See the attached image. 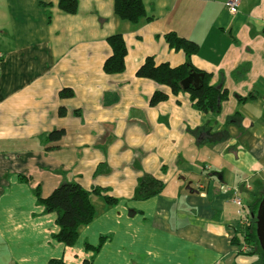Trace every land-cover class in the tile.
<instances>
[{
	"label": "crops",
	"instance_id": "crops-1",
	"mask_svg": "<svg viewBox=\"0 0 264 264\" xmlns=\"http://www.w3.org/2000/svg\"><path fill=\"white\" fill-rule=\"evenodd\" d=\"M77 1L69 14L59 0H0V259L83 264L93 256L85 244L104 236L93 264H259L247 234L237 248L232 240L264 193V0H241L237 15L230 0H143L137 24L117 17L115 0ZM168 32L199 44L192 65L227 93L219 113L198 111L188 93L150 104L158 85L137 77L143 61L186 62ZM115 34L127 69L108 75ZM147 176L164 187L141 200ZM68 182L118 199L91 196L95 219L72 248L53 239L57 215L34 193ZM254 185L258 196L244 198Z\"/></svg>",
	"mask_w": 264,
	"mask_h": 264
},
{
	"label": "trees",
	"instance_id": "trees-1",
	"mask_svg": "<svg viewBox=\"0 0 264 264\" xmlns=\"http://www.w3.org/2000/svg\"><path fill=\"white\" fill-rule=\"evenodd\" d=\"M59 8L69 14H75L78 11L77 0H59ZM115 13L119 19L125 20L132 24H137L147 16L143 0H115ZM167 45L176 51L184 53L186 62L180 66L174 67L167 62H158L156 57L149 56L139 66L137 77L155 82L158 89L151 97V105L158 106L170 100L171 96H177L180 93H188L190 101L195 109L202 112L211 111L219 113L221 103L227 98V93L218 90V86H211L210 82L213 77L212 73L203 72L195 68L191 63V58L199 51V44L180 36L177 32H168L164 35ZM108 44L112 54L106 59L103 65V71L108 75H117L125 73L127 69L126 58L128 55V46L122 34L110 36ZM192 72L204 74L203 85L199 89L192 86L187 90L183 89L182 82ZM62 97H73L74 93L70 89H63L60 92ZM240 102L247 99H240ZM66 114L65 109H60V115ZM240 116L239 113H237ZM64 130L52 132L49 137L52 142H57L63 138ZM51 148H54L52 146ZM23 179V178H22ZM164 184L153 178H147L141 181L138 196L141 200H148L159 195L163 190ZM38 203L45 207L47 213H56V223L59 232L53 235V239L63 243L67 247H74L79 238L80 228L92 223L96 216V210L91 201L92 195L100 196L109 206L118 203V199L110 195L106 188L95 187L91 191L84 189L80 184L68 182L60 185L47 198H43L39 189L34 191ZM264 197V196H263ZM257 202L250 208L251 213L246 225L236 228L234 233H238L232 240L234 247L241 244L244 234H247L251 253L260 256V263L264 264V252L260 247L256 233V218L259 203ZM108 237L102 236L97 246L85 244V249L91 252L93 256L85 260L83 264H93L95 257L102 250ZM50 264H64L63 260H52Z\"/></svg>",
	"mask_w": 264,
	"mask_h": 264
},
{
	"label": "water",
	"instance_id": "water-1",
	"mask_svg": "<svg viewBox=\"0 0 264 264\" xmlns=\"http://www.w3.org/2000/svg\"><path fill=\"white\" fill-rule=\"evenodd\" d=\"M204 74L192 72L190 75L182 82L184 90H187L191 86L194 89H199L203 85ZM221 90V87H218ZM256 218V233L259 240L260 246L264 252V197L259 203L257 214L253 216Z\"/></svg>",
	"mask_w": 264,
	"mask_h": 264
},
{
	"label": "rangeland",
	"instance_id": "rangeland-1",
	"mask_svg": "<svg viewBox=\"0 0 264 264\" xmlns=\"http://www.w3.org/2000/svg\"><path fill=\"white\" fill-rule=\"evenodd\" d=\"M194 13H196V6L194 8L191 7L190 10L185 14L184 18H187V17H189V14H194ZM263 187H264V184H263ZM259 193H260L259 186L258 185H254V190L252 192H248L247 191L244 194L245 195L244 198H247L248 197L249 200L251 198V200L254 201V197L256 195L258 196ZM262 194L264 196V193H262ZM263 196H261V197H263ZM245 206H246V210H248V207L250 206V203L248 205H245ZM6 259H8V258L6 257ZM0 264H8V263H7V261L0 259Z\"/></svg>",
	"mask_w": 264,
	"mask_h": 264
},
{
	"label": "built area",
	"instance_id": "built-area-1",
	"mask_svg": "<svg viewBox=\"0 0 264 264\" xmlns=\"http://www.w3.org/2000/svg\"><path fill=\"white\" fill-rule=\"evenodd\" d=\"M240 6H241V0H230L227 3V7H228L230 13H232V15H237L239 13ZM233 202L238 206L242 205V202H241V199L239 198V196H236V198L233 200ZM240 250L247 251L246 246H241Z\"/></svg>",
	"mask_w": 264,
	"mask_h": 264
}]
</instances>
